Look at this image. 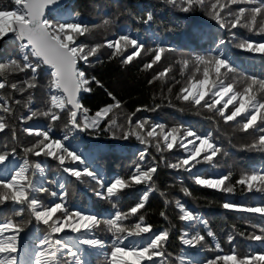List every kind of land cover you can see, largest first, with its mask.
<instances>
[{
  "label": "snow or ice",
  "instance_id": "6c2138e0",
  "mask_svg": "<svg viewBox=\"0 0 264 264\" xmlns=\"http://www.w3.org/2000/svg\"><path fill=\"white\" fill-rule=\"evenodd\" d=\"M164 3L181 13L203 12L225 30L229 39H220L216 49L206 54L181 53L179 59L166 63V53L176 52L175 48L163 43L146 47L128 32H112V38L106 36L103 42L81 39L98 28L109 31L114 19L104 18L100 24L85 23L78 12L61 8L60 0L0 3V41L11 40L14 44L13 54L5 58L6 54L0 52V133L8 130L13 141L11 145L0 147V213L5 206H16L11 216L0 215V264H88L86 257L92 254L102 256L103 264H176L168 250L170 228L154 230L143 211L150 194L157 191L154 177L161 162L177 172L188 173L196 185L228 194L239 190L264 197V166L241 170L238 175L231 170V165H224L229 170L219 174L198 168L203 164L219 168L221 164L216 158L229 155L219 142L220 134L227 135L222 133L221 124L251 137L241 150L264 154V74L241 72L227 54V45L232 43L237 49L264 55V0H164ZM138 13V22L144 25L154 22V12L146 7L140 8ZM253 36L261 39H252ZM104 48L110 50L109 60L119 59L122 65H130L143 57L149 58L143 63V70H153L166 63L154 71L148 83L162 82L161 100L167 101L168 107H177L172 100L173 89L179 85L174 93L175 101L190 105L197 115L209 113L205 118L212 122V130L201 132L185 124L169 127L148 117H137L140 112L157 111L161 103L151 108L137 107L134 112L124 114L121 101L82 67L102 63L99 54ZM19 74L24 75L21 78ZM14 75L17 78L10 79ZM42 76L48 79L47 93L41 98V104L36 105L33 90L40 86ZM93 84L105 88L112 100L95 112L82 103V94L92 92ZM163 86H167V94ZM7 90L21 98L6 94ZM22 99L27 113L16 116V106L21 105ZM179 111L184 109L179 108ZM37 117L45 118L47 123L43 127L28 124ZM62 117H66L63 135L57 136L54 126ZM12 119L28 124L23 132L35 138L30 146L16 143L18 137ZM80 132H106L121 140L134 138L144 148L129 174L105 179L100 170L89 166L83 154L69 143ZM150 148L160 154L159 160L151 155ZM174 149L181 155L170 162L165 153ZM101 150L98 146L97 151ZM18 151L23 152L21 162L15 160ZM39 158L57 161L61 171L77 181L83 182L87 177L94 182V196L111 207L103 211H84L70 206L65 184L45 179L46 165ZM45 184H57L60 191ZM140 185L145 188L136 202L123 205L122 201L127 199L125 190ZM181 190L191 195L187 188ZM40 194H47L50 199L45 202ZM161 195L166 194L161 192ZM164 204L165 207L174 204L179 210V220L185 222L178 236L183 246L203 248L206 236L215 239L210 229L202 233L198 228V224L208 228L207 220L180 199H165ZM222 207L258 216L257 223L248 222L253 231L246 238L264 243V199L256 204L226 201ZM26 211L27 217L24 216ZM105 212L108 214L104 215ZM160 216L168 219L166 211H161ZM33 222L44 226V234L34 235V246L22 249L21 234L26 233ZM240 235L243 237L245 233ZM234 239L229 236V243ZM22 250L25 252L23 261L20 259ZM215 250L217 254L213 257L195 264H264V249H249L241 254L233 245L224 252L217 243ZM179 260L180 264H193L182 257Z\"/></svg>",
  "mask_w": 264,
  "mask_h": 264
},
{
  "label": "trees",
  "instance_id": "16d2710c",
  "mask_svg": "<svg viewBox=\"0 0 264 264\" xmlns=\"http://www.w3.org/2000/svg\"><path fill=\"white\" fill-rule=\"evenodd\" d=\"M0 3L7 5L9 0H0ZM60 7L78 12L79 18L88 24H100L104 18L115 20V23L111 26L109 31L106 32L103 28H98L92 31L87 38L82 37L81 39L85 40V42H103L106 36L112 38V32H128L138 37L145 43L146 47H152L156 43H163L175 48L176 52L166 53V63H173L175 60L179 59L181 53L185 55L206 54L216 49V45L219 43L220 39H229L225 30L220 29L215 22L205 16L203 12L197 10L193 13H181L171 5H166L164 0H67L60 5ZM144 7L154 12V22L149 25H144L136 20V16L139 14L138 10ZM105 13H107V15H105ZM239 31L243 32L244 30ZM244 34L248 35L246 32ZM251 38L255 40L261 39L259 36H253ZM5 43L6 42L0 41V52L14 47L13 41ZM223 47L224 46H221V48ZM109 54L110 50L104 48L99 54L102 63H93L91 66L82 65V67L85 68L90 76H95L99 79L105 85V88L111 91L117 99L121 101L124 114L134 112L137 107L147 105L151 108L156 103H161V107L157 111L140 112L137 113V117H148L154 122L165 123L169 127L176 124H185L201 132L212 130V122L205 118L207 115H210L209 113L197 115L196 110L190 105L179 104L175 101L174 93L178 90L179 85L173 89L172 102L176 104L177 107H168L167 101L161 100L162 82L157 81L151 85L148 83L154 71L166 66V63L156 66L153 70H143L142 65L149 59L148 57L136 59L130 65H122L119 59L109 60ZM227 54L241 72L245 74H256L258 76L264 74V72L248 69L249 63L264 69V55L244 52L243 50L237 49L232 43L227 45ZM240 61L245 63L239 64ZM19 76L21 78L23 77L21 75ZM16 78L15 75L10 77V79ZM177 78H179V76ZM47 83V77L42 76L40 78V89L33 90L34 103L36 105H40L41 98L46 97ZM92 87V92L82 94V103L85 107L95 112L100 107L112 103L105 88H100L95 84H93ZM163 88L164 93L167 94V86H163ZM6 94L14 95L18 99L21 98L18 94L12 93L11 90H7ZM179 108H183L184 111H179ZM26 113L27 108L24 107V100L22 99L21 105L16 106V116ZM65 120L66 117H62V120L58 121L54 126L57 136L63 135ZM11 123L16 127L18 137L16 143L30 146L35 138L24 133L23 128L33 123L43 127L47 121L43 117H37L34 118L33 121L28 122V124L22 123L18 119H12ZM221 130L222 133H227V135L220 134L219 142L228 151L229 155L226 157L218 156L216 158L220 161L221 167L213 168L211 165L203 164L198 166L201 171L209 174H219L220 172L229 170L224 167V165H231V170L238 175L241 170L264 166V154L241 150L242 145L248 143L251 137L239 131L233 132V128L230 125L221 124ZM8 133L10 134L8 130H5L4 133H0V136ZM75 136L73 140L76 138ZM99 136L100 140L110 139V136L106 132L99 133ZM128 140L132 142L133 148L131 150L129 149V154L122 151L123 154L127 156L124 162H130L128 169L125 170L122 176H126L130 173L138 162L139 152L144 148V145H141L139 141L134 138ZM20 152L21 156H23V152ZM149 152L151 155L156 156L158 160L160 159V154L156 153L154 148H150ZM110 153L113 154V156H117L116 152L111 151V148ZM165 155L168 161L174 162L175 159L181 155V152L174 149L170 153H165ZM85 158L90 166L92 157L87 156ZM31 159L35 160L38 158L32 157ZM39 159H43L46 165L45 179H55L59 183H62L59 178H55L51 175L52 172L59 171L57 167L58 162L51 158ZM96 168L97 166L94 169ZM193 171L196 170L194 169ZM181 178H183L182 183ZM235 178L236 177H234V179ZM154 180L157 191L150 194L149 200L143 211L146 221L154 226V230L170 228L171 235L168 250L173 254V259L174 256L185 259L188 255H193L194 249L187 248L180 243L178 236L180 231L185 228V222L179 220V210L174 207V204L165 207V199L172 201L180 199L189 209L193 210L197 215L200 214L202 219H208V228H203V226L199 224L198 228L201 229L202 233H206L210 229L215 234L216 241L212 237L206 236L207 243L203 248H199L205 251L198 252L200 260L203 257L207 259L217 254L215 250L216 243L223 245L221 248L224 252H228L233 245L236 246L237 251L241 254L247 252L249 249L254 251L264 249V247L261 246V242L250 241L246 238V235L253 231L248 222L257 223L253 220L257 216L255 214L237 212L222 207V204L226 201L249 204L260 203L261 199H264L260 194H244L239 190H237L235 194H228L196 185L188 173L177 172L176 170L170 169L165 166L164 162L160 163ZM45 186L55 191L59 189L57 184H45ZM144 188L145 186L140 185L125 190L127 199L123 200L122 204L126 206L134 204ZM182 188H187L191 192V195H185L181 190ZM161 192L166 195L162 196ZM42 195L43 199L47 197V194ZM161 211L167 212V220L160 216ZM33 228L40 231L44 227L36 226ZM240 233H245V236L242 237ZM29 234H31V232H29ZM229 236L235 237L231 244L228 241ZM32 238L30 240L31 243ZM105 238L107 239V235ZM66 239H68V237ZM96 257L103 259L102 256ZM86 259L88 264H92L90 256H87Z\"/></svg>",
  "mask_w": 264,
  "mask_h": 264
},
{
  "label": "rangeland",
  "instance_id": "374dc122",
  "mask_svg": "<svg viewBox=\"0 0 264 264\" xmlns=\"http://www.w3.org/2000/svg\"><path fill=\"white\" fill-rule=\"evenodd\" d=\"M10 41L11 40H6L3 42L9 43ZM2 53L6 54L5 55L6 58L7 55L13 54V48L11 47L8 50H4ZM248 69L257 72H264V69L262 67H256L255 64H250V63L248 64ZM19 75L23 76L24 74H19ZM37 89L40 88L38 87ZM75 137L76 138L74 140L71 139L69 141L71 146L74 149L78 150L79 153L83 154L84 157L91 156L92 162L90 163V166L92 168H95L97 166L96 169L100 170L101 174L104 176L105 179H111L116 176H122L125 170L128 169L130 162H124V159L127 156H125V154H123L122 152L125 151L126 153L129 154V149L127 145L112 140H104V139L100 140L99 133L94 134L90 132L89 133L80 132ZM12 143L13 141L11 140V134L8 133L3 136H0V147H2L5 144L11 145ZM98 146L102 148L101 151H97ZM110 148L111 151L116 152L117 156H113V154L110 153ZM21 157H22L21 152L18 151V154L15 157L16 162H21ZM57 167L59 168V165H57ZM79 167L83 168L84 165H79ZM51 175L54 176L55 178H59V180H61L62 183L65 184V187L69 192L68 202L70 206L77 209H82L84 211H103L104 209L111 207L106 202L101 201L94 196L92 192V188L95 187L94 182H91L87 177L83 179V182L77 181L75 178L68 176V174L66 173H63L60 168L59 171L52 172ZM57 191H60V189H58ZM40 195L41 198L43 199V195L42 194ZM48 199L50 198L46 197L44 198V201L47 202ZM15 207L16 206L14 205L4 207L3 212L0 213V215L11 216L12 210ZM107 214H108L107 212L104 213V215ZM24 216L25 217L28 216L27 211L25 212ZM198 216L202 217L200 214H198ZM204 220H208V219H204ZM253 220L258 222V216L255 217ZM36 226H43V225L36 224L35 222H33L32 224L28 225L26 233L21 234L22 249L30 246H34L33 242L32 243L30 242L32 236L34 235L42 236L44 234L43 229L37 231V229L33 228ZM29 232H31V234H29ZM67 237L68 236H66L65 239ZM214 240L216 241V239ZM222 246L223 245H221V247ZM261 246L264 247V243L261 242ZM198 252H205V251L199 248L194 249L195 255L193 259V264H195V262L197 261H201L205 259V257H203L200 260ZM89 256L91 258L92 264H103V259L96 257L98 255L92 254ZM179 258H180L179 256H174V260L176 261V264H180ZM20 259L21 261L25 259V252L23 250L20 252Z\"/></svg>",
  "mask_w": 264,
  "mask_h": 264
},
{
  "label": "water",
  "instance_id": "95a60500",
  "mask_svg": "<svg viewBox=\"0 0 264 264\" xmlns=\"http://www.w3.org/2000/svg\"><path fill=\"white\" fill-rule=\"evenodd\" d=\"M67 0H60V5H62L64 2H66Z\"/></svg>",
  "mask_w": 264,
  "mask_h": 264
}]
</instances>
